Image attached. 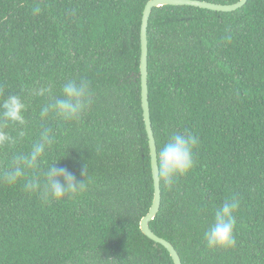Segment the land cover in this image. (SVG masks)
<instances>
[{
    "label": "trees",
    "instance_id": "1",
    "mask_svg": "<svg viewBox=\"0 0 264 264\" xmlns=\"http://www.w3.org/2000/svg\"><path fill=\"white\" fill-rule=\"evenodd\" d=\"M148 1L0 0V100L19 94L27 105L26 123L7 126L14 142L0 147V176L45 128L51 139L37 170L14 185L0 180V264H173L139 229L153 198L139 75ZM79 79L89 81L92 101L81 118L41 119ZM49 84L51 97L35 94ZM147 91L157 152L171 132L199 139L190 172L171 188L160 181L151 232L181 264H264V0L229 13L152 9ZM53 164L85 179V190L48 203L27 192L24 184ZM233 197L236 244L209 249L203 234Z\"/></svg>",
    "mask_w": 264,
    "mask_h": 264
},
{
    "label": "clouds",
    "instance_id": "2",
    "mask_svg": "<svg viewBox=\"0 0 264 264\" xmlns=\"http://www.w3.org/2000/svg\"><path fill=\"white\" fill-rule=\"evenodd\" d=\"M40 10V7H36L33 12L38 14ZM35 94L51 97V85L40 86L35 90ZM91 102L89 81L68 80L62 87V97L52 99L47 107L42 108L40 117L46 119L50 113H54L65 121H76L85 113ZM26 111L27 105L19 94L8 95L7 98L0 100V147L14 142L7 131V126L9 123L24 125ZM24 135V131H20L19 136ZM50 143V130L45 128L39 142L33 144L27 155L13 157L12 167L3 171L0 180L8 185H14L25 176L26 169L37 170L43 160L45 149ZM198 143V137L190 131L169 133L167 140L159 147L156 154V180L163 181L165 186L171 188L178 177L187 175L194 166V150ZM80 175L86 176L85 166ZM24 188L48 203L53 200L60 202L65 197L75 196L85 190L86 184L85 179L78 181L67 168H58L53 164L42 175H34L29 179L24 184ZM238 207L239 200L233 197L230 200L226 199L215 211L213 221L203 234L207 248L227 249L235 246L236 221L233 213ZM101 261L122 264L123 260L109 257Z\"/></svg>",
    "mask_w": 264,
    "mask_h": 264
},
{
    "label": "water",
    "instance_id": "3",
    "mask_svg": "<svg viewBox=\"0 0 264 264\" xmlns=\"http://www.w3.org/2000/svg\"><path fill=\"white\" fill-rule=\"evenodd\" d=\"M247 0H239L234 4L219 5L198 0H150L143 9L141 24L139 30L140 41V61H139V75H140V100L142 118L145 126L146 135L148 138V148L150 156L151 177L153 182V198L148 212L143 216L139 222V229L141 233L155 245L162 246L169 254L173 264H181L180 258L173 248V246L166 240L154 235L149 229V222L156 216L161 201L160 195V181L156 180V144L151 128L149 105H148V91H147V25L152 9L162 6H190L199 9H206L214 12H234L245 5Z\"/></svg>",
    "mask_w": 264,
    "mask_h": 264
}]
</instances>
